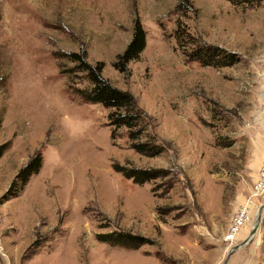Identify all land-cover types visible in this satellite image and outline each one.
I'll use <instances>...</instances> for the list:
<instances>
[{"label": "rangeland", "instance_id": "rangeland-1", "mask_svg": "<svg viewBox=\"0 0 264 264\" xmlns=\"http://www.w3.org/2000/svg\"><path fill=\"white\" fill-rule=\"evenodd\" d=\"M252 2L0 0V264H222L264 202V0ZM135 21L145 45L121 73ZM204 45L236 61L204 64ZM81 51L132 94L159 155L132 150L123 126L111 138L108 110L83 98L90 83L63 55ZM35 154L39 171L3 199ZM113 163L169 173L136 184ZM239 208L246 222L226 239ZM117 232L147 243L97 238ZM226 264H264V212Z\"/></svg>", "mask_w": 264, "mask_h": 264}, {"label": "trees", "instance_id": "trees-1", "mask_svg": "<svg viewBox=\"0 0 264 264\" xmlns=\"http://www.w3.org/2000/svg\"><path fill=\"white\" fill-rule=\"evenodd\" d=\"M229 1L232 3H253L252 1L255 0ZM144 45L145 32L140 22L135 21L132 37L125 49L116 55L115 61L113 62L114 68L121 73H126L127 64L138 57ZM197 48L195 49L196 53L194 58L204 64L222 66L233 64L236 61L233 54L225 53L219 47L204 45L201 47L197 46ZM63 55L73 64L69 72L72 73L77 71L85 73V77L90 83L87 89L79 90L83 98L88 102L100 103L108 110V124L112 126L111 138L114 139V131L123 126L126 128L129 147L132 150L148 157L159 155L163 151V146L157 143L154 134H147L144 112L137 106L131 93L111 85L101 76L103 63L98 62L93 65L87 62L85 59L86 54L83 51L79 53L68 52L63 53ZM1 122L2 119L0 116V126ZM41 164L42 157L40 154H35L29 158L28 161L19 168L2 198L8 199L17 196L28 182L29 178L39 171ZM113 169L116 172H120L125 178L131 179L136 184L165 178L169 173L167 169L160 167L137 168L120 165L118 163H113ZM97 238L99 241L131 248H136L147 243L145 238L123 232L102 233L98 234Z\"/></svg>", "mask_w": 264, "mask_h": 264}, {"label": "built area", "instance_id": "built-area-1", "mask_svg": "<svg viewBox=\"0 0 264 264\" xmlns=\"http://www.w3.org/2000/svg\"><path fill=\"white\" fill-rule=\"evenodd\" d=\"M261 167L263 168L262 169L263 173L261 172V175L259 176L256 186L259 192L264 190V161ZM246 214L247 211L244 210L243 208H239V210L234 212V214L231 217L230 225L228 227V231L225 236L226 239L232 240L235 237V235H237L240 228L246 222Z\"/></svg>", "mask_w": 264, "mask_h": 264}, {"label": "water", "instance_id": "water-1", "mask_svg": "<svg viewBox=\"0 0 264 264\" xmlns=\"http://www.w3.org/2000/svg\"><path fill=\"white\" fill-rule=\"evenodd\" d=\"M263 212H264V202L258 207V209L256 211L255 219L253 221V225H252L248 235L242 241L232 245L229 248V250L227 251V255L225 256L222 264H226L227 263V260H228L229 256L231 255V253L233 251L237 250L242 245H245V244L249 243L253 239V237L255 236V234L259 230V225H260L262 217H263Z\"/></svg>", "mask_w": 264, "mask_h": 264}]
</instances>
